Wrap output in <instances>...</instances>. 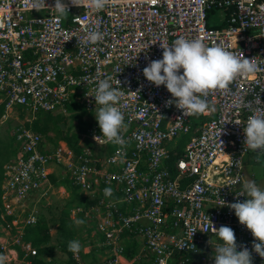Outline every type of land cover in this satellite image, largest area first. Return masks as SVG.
I'll return each mask as SVG.
<instances>
[{
	"label": "built area",
	"instance_id": "1",
	"mask_svg": "<svg viewBox=\"0 0 264 264\" xmlns=\"http://www.w3.org/2000/svg\"><path fill=\"white\" fill-rule=\"evenodd\" d=\"M53 6L46 0L47 9L36 11L29 0H0V127L17 122L18 111L34 121L39 113L69 117L83 109L94 122L72 146L48 142L18 122L16 154L3 166L1 183L0 254L6 264L17 261L15 246L23 252L21 263L33 264L29 258L37 251L23 237L38 222L41 197L53 188L87 199L71 215L96 219L97 246L106 254L98 264H215L219 241L206 217L217 229H233L252 264H264L252 252L253 236L226 207L247 198L245 161L255 151L244 144L243 129L249 116L264 115V0H108L99 12L68 4L66 17ZM96 28L104 40L86 43ZM179 37L221 45L259 65L254 77L209 93L215 110L201 114L197 126L196 115L166 106L173 99L166 88L142 74ZM109 75L124 91L118 105L127 126L122 150L93 139L101 134L95 90ZM184 138L183 153L173 152L170 167V152ZM108 187L110 197L104 195ZM130 238L141 247L128 257L124 240ZM72 259L84 264L80 253Z\"/></svg>",
	"mask_w": 264,
	"mask_h": 264
},
{
	"label": "clouds",
	"instance_id": "2",
	"mask_svg": "<svg viewBox=\"0 0 264 264\" xmlns=\"http://www.w3.org/2000/svg\"><path fill=\"white\" fill-rule=\"evenodd\" d=\"M107 2L108 0H79V2L67 0L65 3V0H54L51 10L60 17H66L68 4L78 7L84 5L99 12L105 8ZM29 7L36 11L45 10L46 0H29ZM104 38L105 34L96 28L86 36L85 42L95 45ZM162 50V58L151 61L143 69L142 74L152 85L156 87L163 85L166 88L173 98L166 102V106L175 104L183 113L189 115L214 111V106L206 99L209 93L217 89L227 90L237 78L254 77L259 71V65L254 58L247 59L243 55L241 57L240 54L229 51L221 45L208 46L200 38L179 37L171 46L163 47ZM112 80L113 77L110 75L99 80L95 90V104L99 105L95 119L101 134L94 136L93 139L118 145L122 150L126 146V141L121 135V129L127 126L124 123V114L118 105L124 91L116 77L118 87L112 86ZM259 111L264 112V109ZM243 131L244 144L252 151L264 153V115L249 116ZM242 189L243 195L247 197L243 202L237 201L226 205L224 200H220L223 205L234 211L239 224L253 236L256 242L252 246V252L264 259V189L252 179H244ZM104 195L110 197L112 189L105 188ZM206 218L208 226L219 241L215 247V264H252L251 252L243 245H237L234 230L228 226H220L217 229L209 218ZM76 224L82 225L84 220L78 219ZM82 247L79 240H72L69 242L68 250L73 254H79ZM7 260L6 255L0 254V264H6Z\"/></svg>",
	"mask_w": 264,
	"mask_h": 264
},
{
	"label": "rangeland",
	"instance_id": "3",
	"mask_svg": "<svg viewBox=\"0 0 264 264\" xmlns=\"http://www.w3.org/2000/svg\"><path fill=\"white\" fill-rule=\"evenodd\" d=\"M218 21V17H216L211 20V23L215 24ZM17 113V122L10 121L0 127V167L12 158V149H17L13 141V132L19 126L18 122L26 126H32L33 123L28 112L18 111ZM199 118L198 121H200ZM51 119L52 121L48 124L46 134L42 136L47 140L50 138L49 141L52 143L59 141L61 136L75 143L82 134L87 133L92 122H94V118L82 109L72 111L69 117L53 116ZM42 124L43 122L36 128L41 129ZM59 124L64 126L63 131L57 129L56 125ZM183 142L187 143V138H184ZM252 155L256 156V153ZM253 163L256 168L248 167L246 172L249 177L253 173L256 179H254V176L250 177V179L264 189V153H260ZM72 197L71 192L66 195L59 191L58 188H53V190L41 197L36 207L40 224L33 235L35 237L34 240L39 241V245L37 248L35 247L42 259L39 264H74L71 252L68 250L69 242L72 240H79L83 246L80 255L84 264H98L106 257L104 249L101 251L94 246V243H99L100 241L99 235L96 234V219L91 216L85 217L82 214L72 216L71 210L76 207L75 205L79 204V202L76 203L77 200L74 202ZM78 219L84 220V224L77 225L76 220ZM7 246L9 247L10 245ZM9 264L22 263L21 260L17 259L16 262ZM190 264L198 263L191 262Z\"/></svg>",
	"mask_w": 264,
	"mask_h": 264
},
{
	"label": "trees",
	"instance_id": "4",
	"mask_svg": "<svg viewBox=\"0 0 264 264\" xmlns=\"http://www.w3.org/2000/svg\"><path fill=\"white\" fill-rule=\"evenodd\" d=\"M74 109V108H73ZM72 109V110H73ZM83 110V109H82ZM1 113H2V109H0V115H1ZM53 116L54 115H49V114H45V113H39V114H37V118H36V120H34L33 121V123H32V128L35 130V131H37V132H39L41 135H44V134H46L45 132L47 131V128H48V124L52 121V119L51 118H53ZM59 117V116H58ZM198 117H200L199 119H200V121H198ZM203 121V119L201 118V116L200 115H196V119L193 121V126H195V125H198L200 122H202ZM41 122H43V124L41 125V129H39V128H36V127H38L39 125H40V123ZM56 127H57V129H59L60 131H62L61 130V128H60V124L59 125H56ZM59 140H61V141H65L68 145H70V146H72V144H73V142L71 141V140H69L68 138H66V137H64V136H61L60 138H59ZM78 141V140H77ZM183 144H184V142H182V144L181 145H179V146H177V148L175 149V151H171L170 152V160H169V166L171 167V164H172V157H173V152H176V154H177V157L179 156V155H181L182 153H183ZM14 145V144H13ZM13 150V152H12V158H10L8 161H10V160H12L14 157H15V154H16V150H15V148H13L12 149ZM8 161H6L3 165H2V167H0V195H1V183H2V178H3V166L8 162ZM52 181L54 182V179H52ZM71 195L73 196L72 198L74 199V202L77 200V202L76 203H78L79 202V204H89L88 203V201H87V199L83 196V195H81V194H79L76 190H71ZM39 224H40V219H38V222H37V224L35 225V227H33V228H31V229H28L27 231H26V234H25V236L23 237V242H25V243H30L31 244V246L36 250V248H37V246L39 245V241H35L34 239H35V237H34V235H33V233L36 231V229L38 228V226H39ZM31 241H33V243H31ZM36 247V248H35ZM15 248V250L17 251V253H18V259L19 260H22V258H23V252L21 251V248L20 247H18V246H15L14 247ZM37 251V250H36ZM71 255H72V252H71ZM130 255V254H129ZM29 260H31L32 261V263L33 264H39L40 262H41V258H40V256L38 255V251H37V255L35 256V257H33V258H29ZM72 262L74 263V261H73V259H72Z\"/></svg>",
	"mask_w": 264,
	"mask_h": 264
},
{
	"label": "crops",
	"instance_id": "5",
	"mask_svg": "<svg viewBox=\"0 0 264 264\" xmlns=\"http://www.w3.org/2000/svg\"><path fill=\"white\" fill-rule=\"evenodd\" d=\"M51 115V114H50ZM54 115V114H53ZM54 116H59V117H62L61 115H54ZM45 138V137H44ZM46 139V138H45ZM47 140V139H46ZM50 140V138L48 139V141ZM50 142V141H49ZM54 144V143H53ZM256 153V156L255 155H249L247 158H246V161H245V179H249L250 180V177H253L254 176V179L255 178V175L252 173L250 174V177H249V174L246 172V169L248 167H251V168H254V161H255V158L258 157L260 155V153L258 152H255ZM254 154V153H253ZM249 159H250V162H249ZM256 168V167H255ZM254 168V169H255ZM255 173V172H254ZM258 185V184H257ZM124 243L127 247V256L128 257H131L133 256L141 247V244H140V241L139 240H135L133 238H130V239H126L124 240ZM99 243H94V246L97 248V249H100L98 248V245ZM102 251V249H100ZM130 254V255H129ZM92 264V263H91Z\"/></svg>",
	"mask_w": 264,
	"mask_h": 264
},
{
	"label": "water",
	"instance_id": "6",
	"mask_svg": "<svg viewBox=\"0 0 264 264\" xmlns=\"http://www.w3.org/2000/svg\"><path fill=\"white\" fill-rule=\"evenodd\" d=\"M60 128H61V130L63 131V129H64V126H63V125H60Z\"/></svg>",
	"mask_w": 264,
	"mask_h": 264
}]
</instances>
